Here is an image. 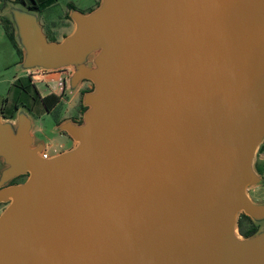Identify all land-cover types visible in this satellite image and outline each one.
<instances>
[{"label":"water","instance_id":"obj_1","mask_svg":"<svg viewBox=\"0 0 264 264\" xmlns=\"http://www.w3.org/2000/svg\"><path fill=\"white\" fill-rule=\"evenodd\" d=\"M3 13L20 71L93 89L50 159L0 98V264H264V0H101L60 42L26 4Z\"/></svg>","mask_w":264,"mask_h":264},{"label":"crops","instance_id":"obj_2","mask_svg":"<svg viewBox=\"0 0 264 264\" xmlns=\"http://www.w3.org/2000/svg\"><path fill=\"white\" fill-rule=\"evenodd\" d=\"M16 0H0V74L8 70L12 65L15 67V73L12 78L8 76L7 81L9 82V96L4 97L0 94V98L3 101V116L5 119L10 120L14 119L18 113V110L22 106H26L34 124L33 114H37L39 117L43 115H52L58 109H60L61 115L56 119L54 125V130L56 132L57 126L65 120H72L74 122L80 123L83 119V115L86 110L83 107V98L86 92L85 89L89 86H85L88 83L83 81L78 88L70 92L68 78L63 70L48 72V71H30L24 72L18 69V65L22 61L21 55L18 53L14 45L8 38L6 32L5 20H8V17L4 15L3 11L7 7L8 3L15 2ZM26 6L29 7L33 5V2H36L39 7V16L40 23L42 25L43 31L47 36L49 41H62L67 35H70L74 29L75 24L70 18V6H74L77 9V6L73 0L67 1L63 15L57 21H45L43 18V13L47 8L54 6L58 3L59 0H24ZM101 0H94V8H91L90 11L97 8ZM79 10V9H77ZM80 11V10H79ZM83 12V11H81ZM83 12V13H89ZM19 56L20 60H17ZM85 86V87H84ZM81 99L79 97L81 96ZM12 97V99H11ZM55 97H59L60 101L55 103ZM21 99H25V102L22 103ZM48 99L49 102L53 105L50 108L45 103V100ZM17 105L19 107L17 108ZM86 108V107H85ZM84 110V113L82 114ZM73 112L75 115H73ZM35 124L33 128V135L35 136ZM59 133V132H57ZM67 138L68 151L74 146L73 140L65 133H59ZM36 144L45 143V141L37 140L35 136ZM47 143V142H46ZM63 151V152H65ZM62 152V153H63Z\"/></svg>","mask_w":264,"mask_h":264},{"label":"rangeland","instance_id":"obj_3","mask_svg":"<svg viewBox=\"0 0 264 264\" xmlns=\"http://www.w3.org/2000/svg\"><path fill=\"white\" fill-rule=\"evenodd\" d=\"M69 0H59L54 6H51L44 11L43 18L45 21H57L64 13L65 6ZM77 6V9L83 12H89L91 8H94V0H73ZM17 60L20 58L17 56ZM15 67L12 65L8 68V70L4 73L0 74V94L4 97L9 96V82L7 81L8 76L12 78L15 73ZM86 87L88 84L85 85ZM84 86V87H85ZM81 96L79 99H81ZM12 99V97H11ZM21 102L24 103L25 99H21ZM60 109H58L52 115H43L38 116L37 114H33L34 124H35V136L39 141L49 142L53 147H61L62 144L68 143V140L64 138L63 135H59V133L55 132L54 125L56 123V119L61 115ZM73 115L74 112H73ZM71 145V144H70ZM68 143V147L70 146ZM54 148L51 150V154H53ZM255 170L264 180V144L258 150V153L255 158ZM28 176H21L11 182L10 185L22 184L27 180ZM249 194L254 202L261 203L264 202V185L253 187L249 190ZM7 204L0 203V215L7 208ZM245 214H240L238 218V234L242 235V232L248 231L252 226H255L257 229H260V225H256L251 219L248 220L245 218Z\"/></svg>","mask_w":264,"mask_h":264},{"label":"trees","instance_id":"obj_4","mask_svg":"<svg viewBox=\"0 0 264 264\" xmlns=\"http://www.w3.org/2000/svg\"><path fill=\"white\" fill-rule=\"evenodd\" d=\"M15 2L16 3H20V4H26L24 0H16ZM29 7L32 8V9H34V10L40 11V7H39V5L37 3H35L34 5H31ZM70 9H76V8L74 6H70ZM5 24H6V32H7V35H8L9 40L11 41V43L14 45V47L16 48V50L18 51V53L22 57L23 56V53L19 49V47H18V45L16 43V40H15V31H14L13 24L11 23V21L9 19L8 20H5ZM56 100L58 102V98L57 97H56ZM45 103L48 106V108H50V109L53 106L49 102L48 99L45 100ZM18 107H19V105H17V108ZM245 218H247L248 220H250V218L247 217V216H245ZM256 232H257V228L253 226L251 231H247V232L244 231L242 235L245 236V237H248V236H251V235L255 234Z\"/></svg>","mask_w":264,"mask_h":264},{"label":"built area","instance_id":"obj_5","mask_svg":"<svg viewBox=\"0 0 264 264\" xmlns=\"http://www.w3.org/2000/svg\"><path fill=\"white\" fill-rule=\"evenodd\" d=\"M65 75L68 77L71 73L70 69H64L63 70ZM65 139H67L66 137H64ZM67 143V142H66ZM66 143L62 144L61 147H53L49 142H47L46 144H44L43 150L40 153V155L44 158V159H50L52 157H55L59 154H61L63 151H65L67 149V145ZM54 148V152L53 154H51V150Z\"/></svg>","mask_w":264,"mask_h":264},{"label":"flooded vegetation","instance_id":"obj_6","mask_svg":"<svg viewBox=\"0 0 264 264\" xmlns=\"http://www.w3.org/2000/svg\"><path fill=\"white\" fill-rule=\"evenodd\" d=\"M84 83H88V87L85 89L86 91H89V90H92L93 89V84L90 82V81H85ZM58 98V102L60 101V98L59 97H57ZM55 100H56V97H55ZM57 102V100L55 101V103ZM84 108V110H86V108L85 107H83ZM84 110H83V112H82V114L84 113ZM80 120H82V118L80 119ZM66 135V134H65ZM253 227V226H252ZM252 227L248 230V231H251L252 230ZM255 227V226H254ZM247 232V231H246ZM242 234H243V232H242Z\"/></svg>","mask_w":264,"mask_h":264}]
</instances>
